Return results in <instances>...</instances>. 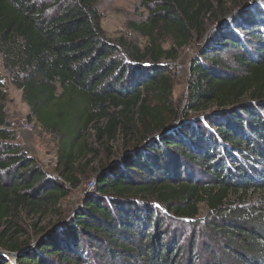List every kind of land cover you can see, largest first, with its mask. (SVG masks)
<instances>
[{
    "label": "trees",
    "instance_id": "trees-1",
    "mask_svg": "<svg viewBox=\"0 0 264 264\" xmlns=\"http://www.w3.org/2000/svg\"><path fill=\"white\" fill-rule=\"evenodd\" d=\"M97 1L0 0V70L56 148L52 175L17 142L0 71V250L15 264H264V0L218 27L247 0H137L147 17L127 28L143 50L106 39ZM191 44L182 109L171 64ZM22 216H49L34 245Z\"/></svg>",
    "mask_w": 264,
    "mask_h": 264
},
{
    "label": "rangeland",
    "instance_id": "rangeland-1",
    "mask_svg": "<svg viewBox=\"0 0 264 264\" xmlns=\"http://www.w3.org/2000/svg\"><path fill=\"white\" fill-rule=\"evenodd\" d=\"M257 1L259 2V0ZM96 8L100 14V25L107 40L113 43L122 40L143 50L146 44L145 40L136 36L127 28L129 22L137 23L143 21L147 17V11L141 8L137 0H98ZM232 9L233 8H231V10ZM213 28L214 27L210 28L208 33L212 32L214 30ZM169 47H171V42L166 40L163 48L167 50ZM195 53V45L191 44L187 48L179 50L177 60L175 63L171 64L174 81L172 98L175 102L182 105L186 99L190 59L194 57ZM0 71L4 89L7 94L6 112L16 133L17 142L44 172L53 175L56 167V148L53 139L48 135L40 133L34 123H29L27 121L26 116L28 114V107L21 101V92L13 88L7 75L2 70ZM98 160H101V162L105 161L104 152L100 151L96 161L88 162L90 163L88 167H85L86 164L82 163L84 169L80 170L76 175L77 179L81 180V185L73 190L71 195L62 202L60 208L61 215L64 214L67 218L71 216L83 194L89 190L91 181L95 180L92 173L93 169L97 166ZM204 213L205 212L202 211V215ZM47 221H49V216L38 220L28 219L22 216L18 225L25 232V239L32 238L31 242H33L32 245H34L41 239V237L35 238V230L37 231V229L39 230L44 227ZM47 228L48 227H46V229ZM5 257L8 258L10 263L15 264L13 262L14 258Z\"/></svg>",
    "mask_w": 264,
    "mask_h": 264
},
{
    "label": "water",
    "instance_id": "water-1",
    "mask_svg": "<svg viewBox=\"0 0 264 264\" xmlns=\"http://www.w3.org/2000/svg\"><path fill=\"white\" fill-rule=\"evenodd\" d=\"M257 2V0H247L245 1L244 3L241 4L240 7H237V8H234L232 9L230 12H228L227 14H225V16H223L217 23H216V26L215 27H218V26H222V25H225L227 24L228 22H230V20L234 17V15L237 13V12H240L241 10L243 9H246V8H249L251 6H253L255 3ZM215 27L213 29H215ZM185 107V104L182 105V109ZM184 119L183 118H180L178 120H176L175 123L173 124H170V125H166L163 129H161L160 131L158 132H155L153 133L152 135H150L145 141L143 144L139 145L138 147L136 148H132L130 149L128 152L126 153H130L134 150H138V149H141L142 147L146 146L147 144H149L150 142H152L153 140L159 138L160 136H162L163 134L169 132L170 130L174 129L177 125H179ZM67 217L66 215H62L59 219L58 222H56L54 224V226L52 228H50L49 230H53L55 228H58L60 227L65 221H66ZM0 256H8L10 258H15L14 255L12 254H9V253H6L4 251H1L0 250ZM15 263V261H13Z\"/></svg>",
    "mask_w": 264,
    "mask_h": 264
},
{
    "label": "built area",
    "instance_id": "built-area-1",
    "mask_svg": "<svg viewBox=\"0 0 264 264\" xmlns=\"http://www.w3.org/2000/svg\"><path fill=\"white\" fill-rule=\"evenodd\" d=\"M93 185V181H91L90 185H89V188Z\"/></svg>",
    "mask_w": 264,
    "mask_h": 264
}]
</instances>
